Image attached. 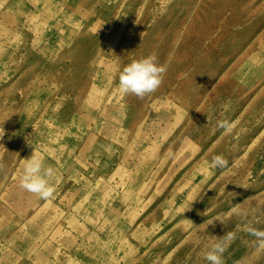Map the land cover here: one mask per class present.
Instances as JSON below:
<instances>
[{
    "label": "rangeland",
    "instance_id": "1",
    "mask_svg": "<svg viewBox=\"0 0 264 264\" xmlns=\"http://www.w3.org/2000/svg\"><path fill=\"white\" fill-rule=\"evenodd\" d=\"M153 54L161 86L121 93ZM33 154L48 198L20 186ZM217 243L264 264V0H1L0 264H208Z\"/></svg>",
    "mask_w": 264,
    "mask_h": 264
},
{
    "label": "clouds",
    "instance_id": "2",
    "mask_svg": "<svg viewBox=\"0 0 264 264\" xmlns=\"http://www.w3.org/2000/svg\"><path fill=\"white\" fill-rule=\"evenodd\" d=\"M166 67L157 63V57L153 54L124 66L119 74L118 89L123 94H134L143 97L156 91L163 82ZM224 129L225 134L233 127V122L222 121L219 125ZM26 164L23 169L20 186L30 192L39 195L41 198H48L52 195L54 188L50 185L49 179L54 170L45 167L41 159L33 154L30 158L24 159ZM227 161L222 156L214 157L212 167L225 168ZM210 223V222H209ZM258 235H261L258 233ZM225 247L217 243L205 254L208 264H223V253Z\"/></svg>",
    "mask_w": 264,
    "mask_h": 264
},
{
    "label": "bare ground",
    "instance_id": "3",
    "mask_svg": "<svg viewBox=\"0 0 264 264\" xmlns=\"http://www.w3.org/2000/svg\"><path fill=\"white\" fill-rule=\"evenodd\" d=\"M0 5H1V0H0Z\"/></svg>",
    "mask_w": 264,
    "mask_h": 264
}]
</instances>
